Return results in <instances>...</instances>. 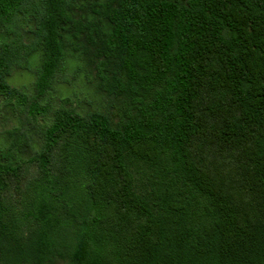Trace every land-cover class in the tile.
<instances>
[{
	"label": "trees",
	"instance_id": "1",
	"mask_svg": "<svg viewBox=\"0 0 264 264\" xmlns=\"http://www.w3.org/2000/svg\"><path fill=\"white\" fill-rule=\"evenodd\" d=\"M68 58L94 79L90 111L52 108ZM2 112L0 189L39 170L8 264H264V0H0ZM123 218L147 230L132 261L111 242Z\"/></svg>",
	"mask_w": 264,
	"mask_h": 264
},
{
	"label": "rangeland",
	"instance_id": "2",
	"mask_svg": "<svg viewBox=\"0 0 264 264\" xmlns=\"http://www.w3.org/2000/svg\"><path fill=\"white\" fill-rule=\"evenodd\" d=\"M23 40L29 42L33 39V35L23 32ZM35 58L30 61L31 69L35 65ZM76 61L68 58L65 67L58 74L52 91L53 99L51 100L52 108L70 105L81 112L92 110L95 106L94 95V79L92 76H86L83 72L74 71ZM14 69L9 79L12 85H30L34 79L32 70ZM9 111L8 108L5 109ZM113 108L110 109V111ZM0 114V133L11 128L16 123V118L9 112L4 115ZM41 118L39 121L49 122L52 118V110L47 117ZM1 136V134H0ZM1 138V137H0ZM64 139L59 140L49 152L50 165L55 170L64 167ZM97 153V146H95ZM106 149H110L106 147ZM104 149H100L102 151ZM39 175L36 166H22L13 174L4 176V187L0 189V204L5 208L4 221L6 223L8 234L0 241V264H8L12 262L24 250L27 251L28 243L32 238L35 230V223L25 217L26 189L32 179ZM136 219L121 220V224L115 223L112 234L113 247H115V255L118 260L132 261L137 255V242L147 234L146 226L138 223ZM59 264V263H57Z\"/></svg>",
	"mask_w": 264,
	"mask_h": 264
}]
</instances>
